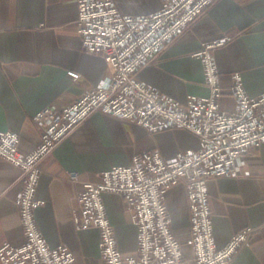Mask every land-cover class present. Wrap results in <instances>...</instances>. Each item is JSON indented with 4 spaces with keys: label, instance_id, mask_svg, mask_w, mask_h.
Here are the masks:
<instances>
[{
    "label": "crops",
    "instance_id": "0c3cea01",
    "mask_svg": "<svg viewBox=\"0 0 264 264\" xmlns=\"http://www.w3.org/2000/svg\"><path fill=\"white\" fill-rule=\"evenodd\" d=\"M77 1L0 0V131L17 133L18 151L24 155L40 140L36 113L69 104L111 74L100 56L80 48ZM114 3L127 16L152 14L161 7L160 0ZM221 39H226L225 44L214 51L224 91L219 108L231 113L235 101L229 88L234 73L240 74L248 96L264 93V0H218L136 78L180 103L189 95L206 97L209 91L195 54L203 44ZM68 71L79 78L72 80ZM199 147V138L186 130L149 133L137 124L92 114L40 163L35 192L43 202L35 210L39 231L50 247L66 246L75 257L73 264H105L98 230H77L73 223L83 184L98 183L102 172L129 166L138 154L157 150L172 158ZM70 174H76L78 181H69ZM22 189L21 171L0 158V246L24 243L15 203ZM207 189L218 246L245 228L253 229L230 264H264V143L249 149L239 176L210 179ZM102 200L119 252L123 257L136 256L137 228L122 197L106 193ZM165 204L182 254L191 258L190 213L183 184L166 193Z\"/></svg>",
    "mask_w": 264,
    "mask_h": 264
},
{
    "label": "built area",
    "instance_id": "2783aa9c",
    "mask_svg": "<svg viewBox=\"0 0 264 264\" xmlns=\"http://www.w3.org/2000/svg\"><path fill=\"white\" fill-rule=\"evenodd\" d=\"M218 0H160L152 14L127 16L114 0H78L77 32L83 52L100 56L110 76L67 105L45 107L34 116L40 140L27 155L18 151L19 135L0 131V158L16 166L23 189L16 199L24 243L0 246V264H73L75 257L63 245L50 247L39 231L35 210L43 202L35 197L40 163L81 123L94 113L137 124L149 133L182 129L197 136L200 147L172 158L154 150L135 155L129 166L112 167L98 183L83 184L73 223L77 230L94 228L105 264H230L253 233L245 228L218 246L208 205L207 183L217 177L240 175L249 149L264 143V93L251 97L240 74L231 76V113L220 110L223 88L214 58L226 39L202 45L195 54L203 70L208 96L189 95L183 103L160 93L136 78L167 46L173 43L207 8ZM77 80L79 75L68 71ZM69 181L77 182L76 174ZM183 184L190 213L193 255L185 258L171 230L165 196ZM120 195L137 228V255L123 257L117 248L102 196Z\"/></svg>",
    "mask_w": 264,
    "mask_h": 264
}]
</instances>
